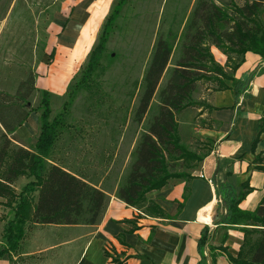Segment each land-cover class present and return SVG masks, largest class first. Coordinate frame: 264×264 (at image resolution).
<instances>
[{
    "label": "crops",
    "instance_id": "obj_1",
    "mask_svg": "<svg viewBox=\"0 0 264 264\" xmlns=\"http://www.w3.org/2000/svg\"><path fill=\"white\" fill-rule=\"evenodd\" d=\"M196 1L193 0L181 25L173 55L180 49L182 33ZM115 2L73 0L69 4L68 16L53 27L58 36L52 42L51 61L36 80L37 90L48 92L52 98L65 97L69 85L87 62ZM214 2L229 6L231 0ZM261 18L264 25V11ZM211 53L218 64L225 65L227 58L218 49L212 47ZM173 55L167 68L171 72L181 58L179 55L172 65ZM231 77L232 80H224L227 88L211 92L207 110L189 108L177 117L179 123L180 117L189 113V124L182 128L179 123L181 143L186 148L194 142L201 143L195 153L203 161L195 172L185 170L190 178L171 179L163 189L147 195L148 204L155 203L164 216L147 214L148 204L137 208L118 198V191L125 185L135 162L133 150L140 139L132 140L133 148L126 154L120 170L114 167L128 139H118L111 158L103 160L106 168L98 175L94 173V180L72 165H65L69 158L54 151L57 165L108 195L103 216L96 225L27 222L26 239L15 252L4 249L0 264H231L227 255L236 258L244 248L242 229L253 227L243 221L232 226L216 224L224 211L215 185L227 184L237 196L248 190L238 204L243 212H254L264 197V172L259 169L264 166V57L246 53ZM239 83L244 86H238ZM32 113L39 120V128L23 124L13 135L20 141L37 139L40 134L41 115ZM32 181L20 178L15 189L22 192L21 188ZM37 200L35 192L34 204ZM2 207L11 215L9 222L13 221L14 210ZM51 234H55L53 238Z\"/></svg>",
    "mask_w": 264,
    "mask_h": 264
},
{
    "label": "trees",
    "instance_id": "obj_2",
    "mask_svg": "<svg viewBox=\"0 0 264 264\" xmlns=\"http://www.w3.org/2000/svg\"><path fill=\"white\" fill-rule=\"evenodd\" d=\"M263 11L264 0H242L240 4L231 0L229 6L217 5L214 0L197 1L182 33L181 58L159 94V112L154 116L148 131L143 134L126 183L118 191V198L127 205L143 208L148 204L149 193L163 189L171 179L191 177L188 173L175 171V166L190 169L195 163L203 161L202 157L182 145L177 117L186 109H200L205 106L200 101H194V93L200 82L208 83L211 92L225 89L227 87L224 80H232L231 74L242 64L246 53L264 57V25L261 18ZM113 17L114 15L108 17V22ZM108 25L99 45L91 53L86 73L77 88L84 86L91 90L97 86L94 75L106 50ZM212 47L226 56L224 66L215 61L211 53ZM174 48L164 35L159 37L134 115V121L138 124L144 121L150 109ZM251 75L254 76L255 73ZM35 86L34 77L30 76L20 83L15 95L0 91V206L9 207L15 212V219L9 222V231L11 232L14 224L23 225L27 222L56 226L96 225L103 216L109 197L103 190L54 162L53 152L62 134L59 127L66 124L64 114H59L50 123L51 105L48 92H44L40 134L34 147L17 144L12 138L31 112L38 113V110H27L29 99L36 90ZM238 86L244 85L239 83ZM237 96L236 94V98ZM32 151L36 155L30 164ZM259 169L264 172V166ZM23 177H33L34 181L17 196L14 186ZM215 190L224 211L216 224L232 226L243 221L247 223L245 225L253 227L242 229L244 248L236 258L227 255L230 263L264 264V197L255 211L249 213L238 208L248 190L237 196L229 185L223 183L216 184ZM26 192H38L36 204L34 200L23 195ZM18 197L20 201L15 205V198ZM5 199L10 203H3L2 200ZM145 210L151 216H164L161 208L153 202H149ZM19 231L18 237L9 235V242L21 239L22 227ZM4 252L3 250L0 253V258Z\"/></svg>",
    "mask_w": 264,
    "mask_h": 264
},
{
    "label": "rangeland",
    "instance_id": "obj_3",
    "mask_svg": "<svg viewBox=\"0 0 264 264\" xmlns=\"http://www.w3.org/2000/svg\"><path fill=\"white\" fill-rule=\"evenodd\" d=\"M236 1L239 4L242 3V0ZM72 2L73 0H0L1 92L15 95L20 83L26 81L30 76L34 77L36 85V80L38 76H41L42 69L51 61L52 42L58 36L53 27L58 25L59 19H63V16H68L71 9L69 4ZM192 2L193 0H116L108 16L114 15L113 19L108 22L107 17L87 62L82 65L69 85L65 97L56 99L48 96L51 105L50 123L59 114L65 116L64 123L66 125L59 127L62 134L55 147V152H60V155L63 154L69 158L65 160V165H72L73 169L89 177L92 176L91 179L94 180V173L98 175L106 168L103 160L105 157L111 158L118 139H128L122 147V153L119 154L116 167H114L121 169L126 154L129 149L133 148L132 140H141L143 134L148 131L154 116L158 114L159 94L165 88L172 73L171 68L165 71L144 121L141 124L136 123L134 115L139 106L144 77L158 39L164 35L176 46L181 25L188 16ZM106 25H108L106 50L100 67L94 75L97 86L91 90L84 86L77 88V84L86 73L92 51L100 43ZM180 49H176L172 65L179 59ZM43 77H45V73H43ZM210 87L208 83L200 82L194 93V101L205 104L201 108L203 111L208 109L207 100L211 95ZM44 96V92L36 88L29 99L27 110H38V113L41 114ZM25 123L26 127L35 130L39 128V120L32 112ZM179 123L182 128H185L186 124H189V113H184L180 117ZM19 135L21 137V133ZM12 138L17 144L30 148L34 147L37 140L33 138L20 141L13 135ZM72 142L75 144L70 146L69 144ZM138 144L133 150L134 159H136L135 151ZM199 144L201 143L194 142L191 146L188 145L187 149L195 153L199 149ZM69 147H71L70 152L67 149ZM105 151H107V155L104 154ZM35 155L36 153L32 151V157ZM194 165L190 169H185L180 165L174 168L178 173H187L185 170H190L193 173L200 167V163ZM28 179L34 181L33 177ZM21 189L23 191V188ZM14 190L17 196L21 195L15 186ZM23 195L31 200L35 199V192H26ZM2 201L5 204L9 202L8 199ZM19 201V197L15 198L14 204L17 205ZM7 213L8 210L0 208V251L5 249L15 252L29 233L27 232L28 224L19 225L16 223L10 232L9 217L11 215ZM18 227L23 229L21 239L9 242L10 234L17 237L20 234ZM51 235L53 238L55 234Z\"/></svg>",
    "mask_w": 264,
    "mask_h": 264
}]
</instances>
